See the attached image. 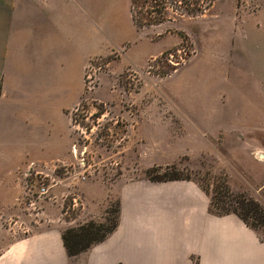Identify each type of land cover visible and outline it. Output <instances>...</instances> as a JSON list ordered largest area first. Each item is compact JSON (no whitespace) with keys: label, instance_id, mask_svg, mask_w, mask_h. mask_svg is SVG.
Wrapping results in <instances>:
<instances>
[{"label":"crops","instance_id":"0c3cea01","mask_svg":"<svg viewBox=\"0 0 264 264\" xmlns=\"http://www.w3.org/2000/svg\"><path fill=\"white\" fill-rule=\"evenodd\" d=\"M204 36L208 44H200L169 85L183 92L181 98L191 106L185 111L188 117L224 119L218 105L233 85L232 49H242L235 41L248 38L233 31ZM219 37L223 57L212 50V40ZM124 44H129L126 67L140 65L146 52L165 50L160 43L152 51L145 48L132 0H0V264H264V231L236 213L212 212L210 193L193 179L155 182L123 174L109 183H74L61 176L42 203L40 223H33L20 203L23 172L32 162L45 169L75 162L68 110L83 99L86 65ZM221 132L137 131L135 165L201 170L209 156L215 157L216 169L228 176L232 191L264 207V162L252 155L257 147L234 135L233 143L210 151V136ZM74 194L83 208L67 218L65 202ZM116 200L115 229L71 255L66 230L82 225L81 218L97 219L98 209ZM17 217L32 230L18 232L13 224Z\"/></svg>","mask_w":264,"mask_h":264},{"label":"rangeland","instance_id":"374dc122","mask_svg":"<svg viewBox=\"0 0 264 264\" xmlns=\"http://www.w3.org/2000/svg\"><path fill=\"white\" fill-rule=\"evenodd\" d=\"M171 1L162 25L138 30L147 50L152 51L158 43L165 45V50L154 54L146 52L144 62L126 67L125 52L129 44H124L111 54L96 56L87 63L83 99L68 110L74 137L72 149L74 145L78 148L77 156L72 150L75 162L65 165L62 162L53 163L51 171L42 166L37 169H43L50 175L51 179L47 181L50 185L56 184L61 176L70 178L74 183L98 179L109 183L123 174L131 180L152 181L158 177L168 179L188 175L210 193L214 211L226 208L242 211L238 202L242 194L232 191L228 176L223 171H217L215 157L209 156L208 166L201 170H186L177 165L139 168L135 165L137 145L133 141L137 131H223L219 136H210V151L222 143H233L234 135L237 141H250L256 149L264 148V0H200L205 9L197 15L186 13L185 4H178L177 7L170 4ZM152 5L146 3L143 11L147 17H158L160 7ZM224 31L244 33L248 38L235 41L236 44L242 43V49L236 46L232 49L233 85L219 97L223 102L218 105L223 109L224 119L190 118L185 111L189 112L191 106L181 98L183 92L177 85L170 86L169 82L174 77L172 75H176V71L189 62L201 43L208 44L204 32ZM212 41L214 54L223 57L225 52L221 37ZM207 44L206 48L209 47ZM179 49L181 52H178ZM170 53H175L177 60L186 59L185 64L173 65L168 60ZM221 64L226 66L228 61ZM87 71L93 75L95 87L92 90L88 88L92 79L87 78ZM230 99L233 100L232 104H228ZM84 149L86 152L82 156ZM82 157L85 161H82ZM34 180L35 175L30 177V182ZM71 197L69 195L65 202L67 218L75 217L83 208L78 204L81 202L78 194H74L77 199ZM75 203L77 206L73 205ZM118 210L119 201H113L107 208L98 209L97 219L81 218L82 225L74 229L89 223L103 225L93 235L99 237L117 221ZM30 217L33 223L44 221L41 216L33 214ZM247 217L251 224L258 226L260 232L264 231V225L258 224L251 215ZM17 221L23 224V227L18 224V232L24 233V227L32 230L21 218L17 217ZM9 223L4 220L6 226ZM88 239L82 240L80 246Z\"/></svg>","mask_w":264,"mask_h":264},{"label":"trees","instance_id":"16d2710c","mask_svg":"<svg viewBox=\"0 0 264 264\" xmlns=\"http://www.w3.org/2000/svg\"><path fill=\"white\" fill-rule=\"evenodd\" d=\"M146 3H153V7L159 6L160 9L157 10L159 13L158 17L151 18L147 17L145 12L143 11V7ZM170 4H174L178 7V4H185L184 9L186 13L190 15H197L204 11V7L200 4V0H172ZM169 0H132V13L133 19L137 26V29H141L151 25H159L166 21L165 11L169 7ZM157 168V167H156ZM177 179H188L190 180V176H174L168 179H159L155 178V181H166V180H177ZM242 199L238 200L240 203V208L242 211L237 210V208H226L220 211H214L212 208V203L210 209L212 212L223 215L229 213L238 214L249 226L253 228H257L256 224H251L248 221L247 215L253 216L258 224L264 225V207L252 198H248L245 195H242ZM119 213V210H118ZM118 224V219L114 222L113 226H111L105 233H103L99 237H93L96 232H99L103 225H98L96 223H89L86 226H82L79 229H68L64 234V240L66 247L71 255L77 254L88 249L92 244L98 243L106 238V236L111 233ZM88 239L87 242L80 246V242L84 239Z\"/></svg>","mask_w":264,"mask_h":264},{"label":"built area","instance_id":"2783aa9c","mask_svg":"<svg viewBox=\"0 0 264 264\" xmlns=\"http://www.w3.org/2000/svg\"><path fill=\"white\" fill-rule=\"evenodd\" d=\"M178 52H181V50L179 49ZM168 60L175 66L181 65V63L186 62V59L184 58L177 60V58H175V53H170ZM92 76H93L92 73L90 71H87V78L92 79ZM93 82H94L93 79L89 81L88 83L89 90H92L95 87ZM72 150L74 155L77 156L78 154L77 145H74ZM85 152H86L85 149L81 152L82 156L84 155ZM252 154L256 160L260 162L261 161L264 162V150L256 149L252 152ZM82 161H85L83 157H82ZM39 167H41L39 164L32 162L29 165V167L23 172V176L25 180V191L23 197L20 199V203L22 202L25 205L29 215L34 214L36 217L37 216L44 217L42 203L49 196L52 185L47 183L48 178H50V175L43 169L42 170L37 169ZM34 175H35V180L33 182H30V177ZM13 224H16L18 226L19 222L15 220L13 221ZM19 226L23 227V224H19ZM23 232L28 233L30 231L28 230L27 227H24Z\"/></svg>","mask_w":264,"mask_h":264}]
</instances>
